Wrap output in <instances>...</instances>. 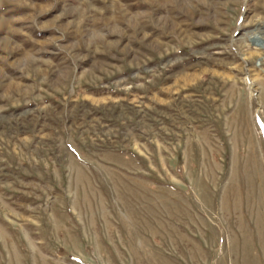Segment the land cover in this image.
Returning <instances> with one entry per match:
<instances>
[{"label":"rangeland","instance_id":"obj_1","mask_svg":"<svg viewBox=\"0 0 264 264\" xmlns=\"http://www.w3.org/2000/svg\"><path fill=\"white\" fill-rule=\"evenodd\" d=\"M262 24L264 0H0V264H264Z\"/></svg>","mask_w":264,"mask_h":264},{"label":"bare ground","instance_id":"obj_2","mask_svg":"<svg viewBox=\"0 0 264 264\" xmlns=\"http://www.w3.org/2000/svg\"><path fill=\"white\" fill-rule=\"evenodd\" d=\"M261 30L255 32L251 37L250 40L257 42L262 48H264V24L261 25ZM250 80V79H249ZM250 84L252 81L250 80Z\"/></svg>","mask_w":264,"mask_h":264},{"label":"built area","instance_id":"obj_3","mask_svg":"<svg viewBox=\"0 0 264 264\" xmlns=\"http://www.w3.org/2000/svg\"><path fill=\"white\" fill-rule=\"evenodd\" d=\"M261 64H262L261 61H258V62H257V65H258V66H261ZM247 84L250 85V80H249V79H247Z\"/></svg>","mask_w":264,"mask_h":264}]
</instances>
